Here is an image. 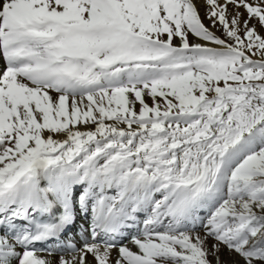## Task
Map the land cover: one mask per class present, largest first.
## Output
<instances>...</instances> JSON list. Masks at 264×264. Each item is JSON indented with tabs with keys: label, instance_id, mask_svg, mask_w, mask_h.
Instances as JSON below:
<instances>
[{
	"label": "snow or ice",
	"instance_id": "snow-or-ice-1",
	"mask_svg": "<svg viewBox=\"0 0 264 264\" xmlns=\"http://www.w3.org/2000/svg\"><path fill=\"white\" fill-rule=\"evenodd\" d=\"M202 7L0 0V264H264V0Z\"/></svg>",
	"mask_w": 264,
	"mask_h": 264
},
{
	"label": "bare ground",
	"instance_id": "bare-ground-1",
	"mask_svg": "<svg viewBox=\"0 0 264 264\" xmlns=\"http://www.w3.org/2000/svg\"><path fill=\"white\" fill-rule=\"evenodd\" d=\"M198 2L201 3V14L203 15L202 0H198ZM205 23H207V21H205ZM68 235H69L70 237H73V238L76 240L77 244L80 243V238H79L78 236H76L75 231L70 232ZM114 254H115V253H114ZM222 259H227V257L224 256V257H222Z\"/></svg>",
	"mask_w": 264,
	"mask_h": 264
}]
</instances>
